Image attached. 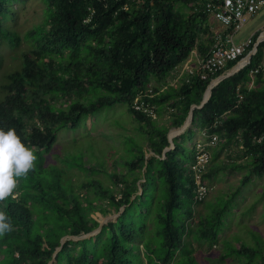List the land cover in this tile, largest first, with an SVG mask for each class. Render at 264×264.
I'll return each instance as SVG.
<instances>
[{
	"label": "trees",
	"instance_id": "1",
	"mask_svg": "<svg viewBox=\"0 0 264 264\" xmlns=\"http://www.w3.org/2000/svg\"><path fill=\"white\" fill-rule=\"evenodd\" d=\"M27 1L0 0V46L20 45L21 39L7 22L14 16L13 4ZM41 1L43 22L24 38L30 50L21 53L20 69L7 75L0 88V129L15 128L25 145L36 147L39 167L58 130L75 128L105 106L126 104L146 139L124 161L127 173L111 175L113 186L107 190L94 181L81 185L94 193H50L47 197L35 193L42 186L31 184L30 179L23 183L33 170L17 178L13 196L0 201V211L12 224V231L0 236V264H203L193 242L208 248L221 243L225 251L220 262L230 258L241 264H264L260 234L252 235L255 247L228 245L219 239L223 208L196 215L189 168L193 146H187L198 131H206L218 136L211 163L223 151L238 149L228 154V164L210 170L207 179L222 167L246 170L243 185L264 177V67L250 76L264 61V42L249 64L212 88L202 107L198 106L210 81L238 60L206 80L200 79L197 70L188 82L184 79L156 96L158 114L160 109L173 110L170 126L174 128L182 126L190 108L196 106L190 127L164 153L169 146L168 128L134 112L130 104L152 80L157 86L168 84L171 70L192 50L201 55L209 50L208 14L193 10L195 0H136L126 9V0ZM89 9L94 14L86 23ZM92 92L103 95L86 104L85 97ZM239 94L243 98L238 102ZM259 137L258 143L254 139ZM118 185L121 189L113 188ZM232 194L221 196L230 208L239 193ZM112 212L120 213L97 234L80 240L68 237L56 252L62 237L92 233L100 224L97 216Z\"/></svg>",
	"mask_w": 264,
	"mask_h": 264
},
{
	"label": "rangeland",
	"instance_id": "2",
	"mask_svg": "<svg viewBox=\"0 0 264 264\" xmlns=\"http://www.w3.org/2000/svg\"><path fill=\"white\" fill-rule=\"evenodd\" d=\"M12 8L14 16L7 25L18 34L21 41L17 47L0 46V88L6 82L7 75L20 69L21 53L30 50L31 45L24 39L25 36L44 19L41 0L14 3ZM214 24L216 26L215 22ZM261 31H264V8L235 33L233 40L240 43L251 37V41H254ZM231 69L225 70L221 75L227 74ZM101 95V92H92L85 97L86 104L94 102ZM138 128L139 122L128 112L126 104L102 107L80 120L75 128L58 130L51 149L43 152V165L39 167L36 162L32 175L25 177L23 183L28 184L30 179L31 184L36 183L43 188L35 193H45L47 197L50 193H94L92 189H81L83 183L94 181L107 190L112 184L111 175L122 172V163L132 157V150L137 145L140 146V141L144 139ZM237 150L231 149L230 152L238 153ZM229 161L227 152L223 151L209 168L211 170V166L216 168L226 165ZM245 172L246 170L233 171L222 167L215 174H209L207 180L212 191L203 203L197 205L196 215L208 213L210 208L215 211L223 208L221 220L224 221V226L220 241L229 242L228 245L235 247L241 243H245L247 247H255L252 235L258 233L264 246V177L254 178L243 185L241 177ZM232 193L239 194L232 199L230 208L221 196L226 198ZM34 209L38 210L39 206L35 205ZM115 215L113 212L105 217L100 215L97 216V221L101 223L107 218V222L115 221ZM192 246L198 261L203 264H241L230 258L223 262L217 261L225 251L221 243L211 248L199 245L198 242H193ZM243 258L246 262V257Z\"/></svg>",
	"mask_w": 264,
	"mask_h": 264
},
{
	"label": "built area",
	"instance_id": "3",
	"mask_svg": "<svg viewBox=\"0 0 264 264\" xmlns=\"http://www.w3.org/2000/svg\"><path fill=\"white\" fill-rule=\"evenodd\" d=\"M135 1L126 0L123 9L127 8L128 3ZM193 7L196 12L208 14L210 19L217 22L224 30L212 33L211 45L204 55L198 54L196 49L192 50L182 64L171 70L172 82L169 79L168 84H159L158 86L150 83L147 88L141 89L135 94L130 104L131 109L151 120L155 121L158 118L157 106L153 100L178 79L183 78L188 82V77L199 70L200 79L206 80L219 73L230 62L238 60L237 65L245 62V53L250 46L253 49L257 41L258 45L264 42V38L261 39L264 31L256 35L255 41H251V37L240 43H235L233 40L235 33L264 8V0H195ZM93 14L94 11L89 9L88 17L84 22H89ZM193 60H196L195 65L192 64ZM263 67L264 61L250 71V76L257 74ZM242 98V95L239 94L238 102ZM172 111L168 108L169 116ZM202 137L204 140L196 141L193 144V159L189 165L194 187V201L197 204L203 203L212 191V186L209 184L206 175L211 164L212 149L218 145L217 135L209 136L206 131H203ZM261 139L262 137H259L254 140L259 143ZM117 188L121 189V185H118ZM117 198H120V195H117Z\"/></svg>",
	"mask_w": 264,
	"mask_h": 264
},
{
	"label": "clouds",
	"instance_id": "4",
	"mask_svg": "<svg viewBox=\"0 0 264 264\" xmlns=\"http://www.w3.org/2000/svg\"><path fill=\"white\" fill-rule=\"evenodd\" d=\"M37 148L25 145L15 128L0 129V201L13 196L17 188V178L34 170L38 159ZM15 198V197H13ZM12 231L9 216L0 211V236Z\"/></svg>",
	"mask_w": 264,
	"mask_h": 264
},
{
	"label": "water",
	"instance_id": "5",
	"mask_svg": "<svg viewBox=\"0 0 264 264\" xmlns=\"http://www.w3.org/2000/svg\"><path fill=\"white\" fill-rule=\"evenodd\" d=\"M257 46H258V41L254 44L252 51H250L249 53L246 54V56H245L246 61H245V62H243L241 65H237V64H235V65L232 67V69H231L227 74L220 75V76H218L217 78H215L213 81H211V83H209V85L207 86V88H206V90H205V93H204V95H203V98H202L201 104H200L198 107H202V105L205 104V103L207 102L208 98L210 97V94H211V90H212V88L215 87L220 81H222L223 79H225V78H227V77H229V76H232L233 74L237 73L240 69H242L244 66H246L247 64L250 63L253 54H254V53L256 52V50H257ZM194 108H196V106H192V107L190 108V112H189L188 116L186 117V119H185L184 123L182 124V126L179 127V128H173V130H176V131H178V133H179L180 131H182V130H184V129H186L187 127L190 126L191 121H192V110H193ZM173 138H174V137L170 138L169 133L167 134V139H168V142H169V146H168L167 148L164 149V153H165L166 151H168V150H170V149L173 148V146H174ZM149 155H152V153L147 154L145 157L147 158ZM122 209H123V208L120 209V212L122 211ZM120 212H118V213L115 215V219H116L117 215H118ZM108 219H109V218H107L105 221L101 222V223L99 224L98 228H97L94 232H92V233L84 234V235H82V236H77V237H74V236H64V237H62L61 240H60V246L56 249V252L62 248L63 243L65 242L66 238H68V237L71 238V239H73V240H80V239H84V238H87V237H90V236H92V235L97 234V233L100 231L102 225H104L105 223H107ZM56 252L53 254V257L55 256ZM50 263H51V262H50Z\"/></svg>",
	"mask_w": 264,
	"mask_h": 264
},
{
	"label": "crops",
	"instance_id": "6",
	"mask_svg": "<svg viewBox=\"0 0 264 264\" xmlns=\"http://www.w3.org/2000/svg\"><path fill=\"white\" fill-rule=\"evenodd\" d=\"M214 20H212V19H210L209 20V25H210V32H211V35H212V33L213 32H219V31H222V30H224L217 22H215L216 23V26H215V24H214ZM211 40H212V38H211ZM198 54H199V52H198ZM195 62H196V60H193L192 61V64L193 65H195ZM169 79H171V82H172V76L169 74ZM183 81V78L181 79V80H177V82H174L173 83V85H171V86H174V85H177V84H180V82H182ZM152 83H155V85H157V83L155 82V80H152ZM161 110V112H160V114H158V118H157V120H155V123L158 125V126H160V127H166V128H168V133H169V136H170V132L172 133V130H173V128L174 127H171L170 126V122H171V117L168 115V112H166V111H164V110H162V109H160ZM171 115V114H170ZM87 125H88V127H89V120H88V122H87ZM181 127V126H180ZM190 127V126H189ZM189 127H187V128H189ZM186 128V129H187ZM186 129H184V130H182V131H180L179 133H177L176 135H174V138L176 137V136H178V135H180V134H182ZM138 131H139V128H138ZM173 131H175V130H173ZM140 133V132H139ZM167 133V134H168ZM202 133H203V131H198V133L196 134V136L193 138V142L192 143H189V144H187V146H190L191 144H192V146H193V144L196 142V141H199V140H204L203 139V137H202ZM141 134V133H140ZM142 135V134H141ZM143 136V140H141L140 142V145L141 146H144L145 145V139H146V137H145V135H142ZM216 148V149H215ZM214 149H212V154H211V158H212V156H213V154H214V152H215V150H217V147H215ZM232 149H235L234 147H231ZM231 150V149H230ZM231 152H228L227 153V155L228 154H230ZM123 165H124V162L122 163ZM212 164V163H211ZM213 169V166H211V170ZM124 170V171H123ZM123 170H122V173H127V168L125 167V165H124V168H123ZM209 172H210V168H209ZM111 182H112V179H111ZM110 186H113L112 184L110 185ZM113 188H116L117 189V187H113Z\"/></svg>",
	"mask_w": 264,
	"mask_h": 264
},
{
	"label": "bare ground",
	"instance_id": "7",
	"mask_svg": "<svg viewBox=\"0 0 264 264\" xmlns=\"http://www.w3.org/2000/svg\"><path fill=\"white\" fill-rule=\"evenodd\" d=\"M264 38V32L261 35V39ZM244 62V61H243ZM243 62H241L239 65H241ZM178 133V131H172V133H170V138L174 137V135H176ZM174 139V138H173Z\"/></svg>",
	"mask_w": 264,
	"mask_h": 264
}]
</instances>
